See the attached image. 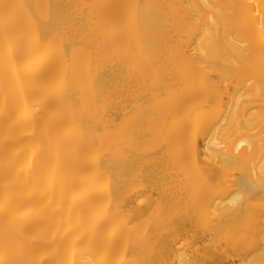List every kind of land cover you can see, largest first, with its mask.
Returning a JSON list of instances; mask_svg holds the SVG:
<instances>
[{
	"label": "bare ground",
	"instance_id": "6f19581e",
	"mask_svg": "<svg viewBox=\"0 0 264 264\" xmlns=\"http://www.w3.org/2000/svg\"><path fill=\"white\" fill-rule=\"evenodd\" d=\"M0 264H264V0H0Z\"/></svg>",
	"mask_w": 264,
	"mask_h": 264
}]
</instances>
